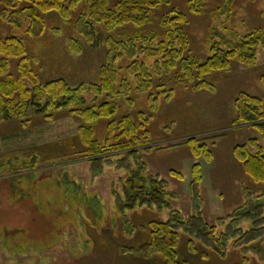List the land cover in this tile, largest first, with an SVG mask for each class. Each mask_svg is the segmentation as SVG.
I'll return each instance as SVG.
<instances>
[{
	"label": "rangeland",
	"instance_id": "1",
	"mask_svg": "<svg viewBox=\"0 0 264 264\" xmlns=\"http://www.w3.org/2000/svg\"><path fill=\"white\" fill-rule=\"evenodd\" d=\"M115 1L112 0L113 4ZM188 2L170 0L169 5L153 12L146 27L124 26L118 33L108 35L92 22L91 28L84 26L79 30L76 27L83 13L88 19L85 5L73 11L69 21L56 13L43 15V24L36 23L31 30L27 13L19 17L17 12L12 14L13 10H8L2 18L5 7L0 0V39L16 38L25 45L32 70L41 85L62 79L71 88H77L100 83V71L108 65V37L129 44L132 41L140 49L137 38L155 36L156 44L163 37L161 18L173 10L188 17L185 32L189 55L201 62L210 57L208 42L212 31L215 36L228 30L241 37L255 33L264 37V0L232 3L202 0L204 11L199 16L189 13ZM25 7L27 3H22L19 9ZM219 8L224 10L217 16ZM86 31L92 35V44L86 42ZM72 40L81 47L80 54L71 52ZM17 63L10 61V74L15 77L18 76ZM128 65L126 58L115 64L120 79H128L135 87L127 75ZM262 76L264 49L260 45L255 66L245 68L233 63L229 72L217 73L208 79L212 85L210 89L194 91L186 83L180 86L171 82L166 88L150 93L133 90L129 97L112 102V107L118 108L113 120L128 115L138 126L144 124L140 136L149 145L138 151L150 174L158 176L175 195L171 207L180 212L185 221L200 217L208 226L216 227L217 239L229 232L233 235L228 242L227 256L220 253L221 259L206 251L196 235H186L181 251L189 264H206L207 261V264H264L253 251V246L261 239L258 235H264V184L249 179L233 156L234 148L243 145L251 153H257L252 141L264 152V139L255 128L233 126L234 105L239 94L264 98ZM27 86L33 87L30 82ZM168 89L174 90L170 99ZM84 98L87 105L99 106L105 102L104 96L96 98L91 93ZM128 99L132 103L126 102ZM45 104H34L29 109L26 125L12 120L0 124V264H8L9 250L23 251L17 254L20 264H161L153 255L144 253V249L130 248L139 235L128 234L120 220L118 224H111V228L105 222L106 229L99 230L98 223L104 222L101 216L114 208L113 187L121 174L111 164L104 167L102 175L94 177L88 159L69 157L70 141L80 149L79 121L61 111L46 113L54 115L53 121L47 122L43 119ZM108 122L96 127L97 140L101 142L107 136L105 126ZM198 137L208 138L202 142L213 153L211 161L203 155H193L190 145L185 144ZM197 165L201 170V182L194 184L193 170ZM67 172L69 181L65 186L59 173L64 176ZM168 213L165 211L160 219L166 220ZM242 213L247 217L240 219ZM86 215L93 224L95 220L97 228L87 227L82 234L79 225L84 226ZM127 218L135 225L139 223L132 215ZM6 233L11 240L9 245L2 241ZM243 233L250 235L237 245ZM200 238L212 243L207 237ZM189 239L193 240L195 250L187 245ZM202 252L207 254V259L202 257Z\"/></svg>",
	"mask_w": 264,
	"mask_h": 264
},
{
	"label": "trees",
	"instance_id": "2",
	"mask_svg": "<svg viewBox=\"0 0 264 264\" xmlns=\"http://www.w3.org/2000/svg\"><path fill=\"white\" fill-rule=\"evenodd\" d=\"M1 1L5 7L1 12L2 18L7 15L8 10H13L12 14L17 12L19 17L27 13L31 30L36 23L43 24V15L56 13L65 21H69L73 11L85 5L86 12L89 14L88 19L83 13L80 19L78 18L76 27L79 30L80 28L82 30L84 26L91 28L92 22V25L97 24L108 35L118 33L124 26L142 29L151 22L154 11L170 4V0H116L114 4L112 0ZM235 1L226 0V3ZM22 3H27L28 7L20 10ZM188 6L191 15L199 16L204 11L202 0H189ZM223 10L224 8H219L216 15L219 16ZM188 23L189 19L185 14L176 10L169 12L161 18L160 27L163 30V37H160L161 41L156 43L158 45L155 44V36L137 38L136 42H139L140 49H137L132 41L129 44L116 41L114 37H108L106 39L108 65L100 71V83L90 87L83 85L71 88L62 79L41 85L32 70V63L27 57L28 51L25 45L16 38L0 39V124L12 120L20 123L21 126L26 125L29 121L27 117L29 109L34 104L41 106L43 103H46L43 119L47 122L54 119V115H46L48 112L65 111L69 116L77 119L80 124L77 137L80 149L78 150L77 145L70 141L68 143L71 149L69 157L82 156L88 159L94 177L102 175L104 167L111 164L116 166V171L121 174L113 187L114 208L111 212L106 210L101 216L104 222L98 223L99 230L106 229L105 225L111 228V224H118L120 220L128 234L132 235L134 232L136 236L139 235L137 238L135 236L132 238V241L136 238L137 247L133 244L134 246L130 248L144 249V253L153 255L161 264H189L182 255L181 243L186 235L191 234L197 236V241H202L201 246L206 251L220 259L221 254H225L226 257L228 242L233 235L229 232L217 239L216 227L208 226L200 217L185 221L182 214L171 207V200L175 199V195L168 191L167 185L158 176L150 174L138 151V148L149 145V142L140 136L144 124L142 127L138 126L128 115L118 121L113 120L118 113V108L112 107V102L129 97L133 90L139 93H150L153 90L166 88L171 82L180 86L186 83L194 91L210 89L212 85L208 79L212 75L229 72L233 63H238L245 68L253 67L257 63L259 46L262 45L264 49L262 34L255 33L241 37L235 32L223 30V35L215 36V32L212 31L208 42L210 57L201 62L189 55V41L185 32ZM84 37L88 44H92L91 33L86 31ZM70 48L74 54H80L82 51L76 40L71 41ZM124 58L129 61L126 67L127 75L133 80L135 87L128 79L119 77L115 64L119 59ZM12 60L18 61L17 77L10 74ZM261 80L264 92V76ZM28 82L32 84V89L27 86ZM87 93L94 94L96 98L104 96L105 102L99 106L87 105L84 98ZM168 93L170 99L174 90L168 89ZM126 102L132 103L131 99ZM234 108L236 119L233 126L247 125L255 128L264 139V98L239 94ZM105 121H109L105 126L107 136L101 142L97 140L96 127ZM207 139L191 138L185 144L190 145L193 155H203L207 161H211L213 153L202 142ZM251 144L257 149V153H251L247 146L243 145L234 148L233 156L236 162L242 165L249 179L256 184H264V152L257 147L256 141H252ZM193 171L194 184H198L201 182L200 167L195 166ZM172 174L179 179L182 178L176 172ZM59 175L62 176L65 186H68L66 183L69 181L68 172L64 176L62 173ZM73 201H76V198ZM165 211L169 212L168 217L166 220L160 219ZM130 215L137 219L136 221L139 222L137 225L127 218ZM240 216V219L247 217L245 213ZM83 218L84 226L79 225L82 234L86 233L87 227L97 228L95 220L93 224V220L87 215ZM77 231L79 232V229ZM249 235V233H243L237 245L245 242ZM258 236L261 239L255 238L258 240L253 246V251L264 261V235ZM203 237H207L212 243L199 240ZM187 245L195 250L192 239L187 241ZM201 254L204 255L202 257L208 258L207 254L203 252Z\"/></svg>",
	"mask_w": 264,
	"mask_h": 264
},
{
	"label": "flooded vegetation",
	"instance_id": "3",
	"mask_svg": "<svg viewBox=\"0 0 264 264\" xmlns=\"http://www.w3.org/2000/svg\"><path fill=\"white\" fill-rule=\"evenodd\" d=\"M6 230H7V229H6ZM7 235H8L7 233H6L5 235H2V237H3V238H2V241L4 240V242H5V243H8V245H9V243H11V242H10L11 240L9 241ZM4 236H5V237H4ZM11 248H12V247H11ZM8 252L11 253V255H9L11 259H10L9 261H7L8 264H10V262H12V263L14 262V264H20V260H19V258H18V256H17V254L20 255L21 253H23V251L20 252V250H17V251H16V250H14V251L9 250ZM12 254H13V255H12Z\"/></svg>",
	"mask_w": 264,
	"mask_h": 264
}]
</instances>
